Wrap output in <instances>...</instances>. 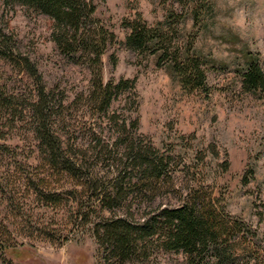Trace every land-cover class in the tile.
<instances>
[{
	"label": "trees",
	"instance_id": "16d2710c",
	"mask_svg": "<svg viewBox=\"0 0 264 264\" xmlns=\"http://www.w3.org/2000/svg\"><path fill=\"white\" fill-rule=\"evenodd\" d=\"M7 1L49 16L60 53L91 74L73 98L59 86L48 87L37 63L0 21V61L25 81L11 91L0 78V122L25 123L37 139L35 150L47 169L29 186L50 206H66L72 196L71 221L92 224L98 264L143 262L160 252L181 253L186 264H264L258 234L230 214L208 180L207 165L186 160L174 146H156L139 131L136 79L103 78L101 57L118 44L169 65L186 90L207 89V62L184 40L177 25L185 15L173 9L175 3L185 9L187 1L160 0L166 12L154 24L140 12L123 19V40L97 17L96 0ZM108 58L115 67V53ZM239 73L247 91L264 87V70L251 56ZM221 166L226 170L228 162ZM16 247L0 228V251Z\"/></svg>",
	"mask_w": 264,
	"mask_h": 264
},
{
	"label": "rangeland",
	"instance_id": "374dc122",
	"mask_svg": "<svg viewBox=\"0 0 264 264\" xmlns=\"http://www.w3.org/2000/svg\"><path fill=\"white\" fill-rule=\"evenodd\" d=\"M173 9L184 40L207 62V89L190 92L169 65L153 55L135 54L110 44L101 57L104 80L136 79L139 131L156 146H174L186 160L207 165L208 180L222 194L230 214L256 231L264 256V87L251 93L240 84L239 70L251 56L264 70V0H185ZM95 14L118 38L128 28L123 19L140 12L148 25L163 21L160 0H96ZM199 18L194 19L195 12ZM0 21L42 72L48 87L65 89L70 98L85 89L88 70L70 63L52 39V19L19 2L0 0ZM118 63L112 67L109 54ZM1 84L24 87L21 74L0 61ZM5 143L10 146L3 147ZM37 139L25 123L0 122V228L17 247L0 251V264H98L99 247L91 223L73 224L76 203L50 206L29 184L47 169L38 156ZM16 152L17 156H13ZM202 158V159H201ZM228 162L223 169L221 163ZM251 171L252 174L249 173ZM108 216V211H102ZM125 264H186L181 253L160 252L147 261Z\"/></svg>",
	"mask_w": 264,
	"mask_h": 264
}]
</instances>
